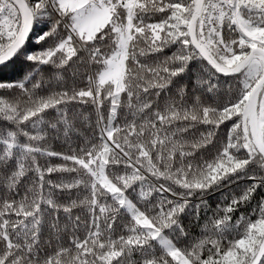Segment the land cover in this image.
<instances>
[{"label":"snow or ice","instance_id":"6c2138e0","mask_svg":"<svg viewBox=\"0 0 264 264\" xmlns=\"http://www.w3.org/2000/svg\"><path fill=\"white\" fill-rule=\"evenodd\" d=\"M0 264H264V0H0Z\"/></svg>","mask_w":264,"mask_h":264},{"label":"trees","instance_id":"16d2710c","mask_svg":"<svg viewBox=\"0 0 264 264\" xmlns=\"http://www.w3.org/2000/svg\"><path fill=\"white\" fill-rule=\"evenodd\" d=\"M41 159H43V158H41Z\"/></svg>","mask_w":264,"mask_h":264}]
</instances>
